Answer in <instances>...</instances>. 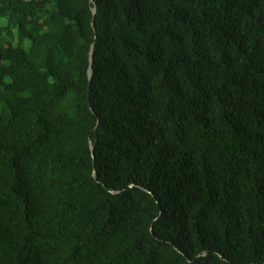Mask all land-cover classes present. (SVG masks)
Masks as SVG:
<instances>
[{"label": "trees", "instance_id": "trees-1", "mask_svg": "<svg viewBox=\"0 0 264 264\" xmlns=\"http://www.w3.org/2000/svg\"><path fill=\"white\" fill-rule=\"evenodd\" d=\"M95 2L0 0V264H264V0Z\"/></svg>", "mask_w": 264, "mask_h": 264}, {"label": "water", "instance_id": "water-1", "mask_svg": "<svg viewBox=\"0 0 264 264\" xmlns=\"http://www.w3.org/2000/svg\"><path fill=\"white\" fill-rule=\"evenodd\" d=\"M90 2L93 4V6L91 7L92 14L95 15L97 12L96 2H95V0H90ZM93 26H94V24H93ZM94 54H95V42H93L91 44V48H90V52H89V67H88V71H87L89 80H91L92 75H93ZM90 149L92 151V154L94 155V151H93L94 146L92 144V141H90ZM94 175H95V173H94Z\"/></svg>", "mask_w": 264, "mask_h": 264}]
</instances>
